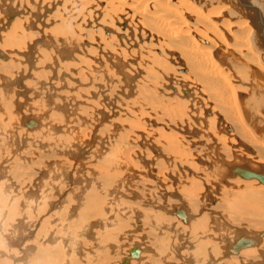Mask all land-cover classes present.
Returning a JSON list of instances; mask_svg holds the SVG:
<instances>
[{
  "label": "bare ground",
  "instance_id": "6f19581e",
  "mask_svg": "<svg viewBox=\"0 0 264 264\" xmlns=\"http://www.w3.org/2000/svg\"><path fill=\"white\" fill-rule=\"evenodd\" d=\"M35 199L145 229L120 264H264V0H0L4 264Z\"/></svg>",
  "mask_w": 264,
  "mask_h": 264
},
{
  "label": "rangeland",
  "instance_id": "374dc122",
  "mask_svg": "<svg viewBox=\"0 0 264 264\" xmlns=\"http://www.w3.org/2000/svg\"><path fill=\"white\" fill-rule=\"evenodd\" d=\"M9 163L13 167V173L17 177L14 179L13 183L17 184L20 187H18L20 193L24 189L26 180L22 178V175L16 172L17 162L11 160L9 161ZM6 167L8 168V166ZM24 172H27V181H32L31 171H28V169L25 170V167H23L22 174ZM59 173L60 172H57L54 177H56ZM54 177L52 181L53 187H56L55 189H57L58 186L54 183ZM55 180L59 182V180H57V177L55 178ZM75 181L76 182H74L72 185L74 190L75 187H78L77 191L74 192L78 193L82 188L85 187L84 181L80 179H76ZM30 190V188L25 189L26 193L28 192L29 194ZM101 191L102 189L98 188L97 192ZM54 195L55 197H53V200L57 202L58 196L57 194ZM33 201L35 202V205L33 206L34 208L30 210V217L28 216L27 212H24L21 215H13L14 211L12 210H9L6 216V221L10 224L12 228L14 224H17L18 222L22 224V227L19 229L20 234H18L20 239V245L18 247L16 246V256L19 258L20 264H120L121 259L125 257L124 255L128 253L127 250L134 242H146L145 239L140 238V235H145L147 237L148 234V232H146V230L143 228L133 230L130 233V227L126 224H124L126 225L125 227L118 226V228L109 226L104 231L103 229H99L98 227H96L100 224V221L106 220L108 218L112 219L113 216H117V214L115 213L112 214L110 210L102 211V207H100V205L95 214L88 216L86 214L87 211L85 210V207L83 205L74 204V201L71 199L69 200L70 206H68V204L64 201L65 207L63 213L60 204L56 203V208H54L49 213H42L40 215V218H38V212L36 209V199ZM169 202H172L171 204L178 203L177 200H168V203ZM13 203H17V200L14 199ZM66 207H72L73 209L80 208L79 216L73 221L69 222V224L67 223V217H65ZM111 207L115 206L111 205ZM71 212L72 209L69 212V215L71 214ZM0 214H2V211H0ZM47 216H50L53 221L49 224L44 223L43 225H41L39 223L41 218H46ZM89 221H92L89 225L90 227H92V231L95 232L97 240L102 243L107 249V251L104 253L100 252L97 259L98 261L96 260L97 256L95 257V255L92 253L85 255V252L87 251L86 249H92V245H89L90 240L88 236H85L82 233L85 230V227L87 226ZM126 221L127 223H129L128 220ZM122 227L125 229H123ZM1 238L2 235L0 234V242ZM36 243H41L45 245L34 252V256L39 257V259L31 262L28 259L26 253L30 251L31 246ZM114 245H118V248L116 250H108L109 246ZM5 246L6 245L3 242L0 244L1 248H4ZM82 246L84 250H81ZM141 248L145 250V256L149 254L148 246L146 244H142ZM80 252L82 254L81 257L83 256L82 258L79 256ZM5 259V256L0 257V263L2 262V264H4L3 261ZM133 264L144 263L143 260L141 261L140 259H137V262Z\"/></svg>",
  "mask_w": 264,
  "mask_h": 264
},
{
  "label": "water",
  "instance_id": "95a60500",
  "mask_svg": "<svg viewBox=\"0 0 264 264\" xmlns=\"http://www.w3.org/2000/svg\"><path fill=\"white\" fill-rule=\"evenodd\" d=\"M245 244V241L244 240H239L237 243H236V245H235V247H241V246H243ZM125 263V262H124ZM123 263V264H124Z\"/></svg>",
  "mask_w": 264,
  "mask_h": 264
}]
</instances>
